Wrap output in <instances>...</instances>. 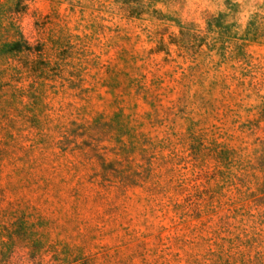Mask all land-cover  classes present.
Here are the masks:
<instances>
[{
  "label": "clouds",
  "instance_id": "clouds-1",
  "mask_svg": "<svg viewBox=\"0 0 264 264\" xmlns=\"http://www.w3.org/2000/svg\"><path fill=\"white\" fill-rule=\"evenodd\" d=\"M0 264H264V0H0Z\"/></svg>",
  "mask_w": 264,
  "mask_h": 264
}]
</instances>
